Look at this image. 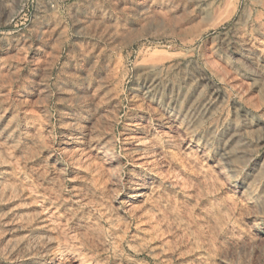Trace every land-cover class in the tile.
Wrapping results in <instances>:
<instances>
[{"label": "rangeland", "instance_id": "obj_1", "mask_svg": "<svg viewBox=\"0 0 264 264\" xmlns=\"http://www.w3.org/2000/svg\"><path fill=\"white\" fill-rule=\"evenodd\" d=\"M70 263L264 264V0H0V264Z\"/></svg>", "mask_w": 264, "mask_h": 264}, {"label": "bare ground", "instance_id": "obj_2", "mask_svg": "<svg viewBox=\"0 0 264 264\" xmlns=\"http://www.w3.org/2000/svg\"><path fill=\"white\" fill-rule=\"evenodd\" d=\"M259 47H260V46H259ZM246 62H247V61H246ZM192 90H193V89H192ZM194 108H195V107H194ZM199 109H200V108H199ZM165 110H166V109H165ZM197 110H198V109H197ZM203 110H204V109H203ZM205 111H206V109H205ZM190 112H191V111H190ZM207 113H208V112H207ZM191 114H192V112H191ZM202 118H203V117H202ZM202 118H201V119H202ZM195 123H196V121H195ZM189 128H190V127H189ZM235 139H237V138L235 137ZM203 140H204V139H203ZM228 144H229V143H228ZM231 147H232V146H231ZM236 148H237V147H236ZM236 148H234V149H236ZM230 151H232V150H230ZM237 152H238V151H237ZM225 154H226V153H225ZM239 156H240V155H239ZM108 157H110V156H108ZM235 171H236V170H235ZM29 187H30V186H29ZM30 188H31V187H30ZM31 191H33V190H31ZM35 194H36V193H35ZM37 197H38V196H37ZM38 198H39V197H38ZM39 200H40V199H39ZM36 201H37V199H36ZM38 204H39V203H38ZM46 205H47V204H46ZM49 206H50V205H49ZM40 207H43V206H40ZM40 210H41V209H40ZM43 212H44L45 218H46L47 220H50L51 218L54 219V218H53V210H51L50 208H48V207H43ZM43 212H42V213H43ZM54 216H55V215H54ZM42 217H43V216H42ZM55 218H56V217H55ZM57 218H58V217H57ZM52 219H51V220H52ZM51 220H50V221H51ZM54 222H55V220H54ZM64 222H65V220H64ZM55 223H56V222H55ZM55 223H54V224H55ZM57 223H58V222H57ZM57 226H59V225L57 224ZM63 226H64V225H63ZM61 227H62V226H61ZM60 229H61V228H60ZM59 245H60V244H59ZM57 250H58V249H57ZM57 250H56V251H57ZM62 250H63V249H62ZM60 251H61V250H60ZM60 251H59V252H60ZM64 251H65V250H64ZM57 252H58V251H57ZM57 252H56V253H57ZM61 253H63V251H61ZM65 253H66V252H65ZM55 255H56V254H55ZM59 255H60V254H57L56 256L58 257ZM63 255H64V254H61L62 257H63ZM72 255H73V254H72ZM72 255H71V256H72ZM56 256H54V257H56ZM57 257H56V259H57ZM66 257H67V256H66ZM60 258H61V257H60ZM53 259H54V258H53ZM56 259H55V260H56ZM58 259H59V258H58ZM67 259H69V258H67ZM70 259H71V258H70ZM60 260H62V259H60ZM64 260H65V259H64ZM70 261H71V260H70ZM72 262H73V260H72ZM72 262H71V263H72ZM88 262H89V260H88ZM71 263H70V264H71Z\"/></svg>", "mask_w": 264, "mask_h": 264}]
</instances>
